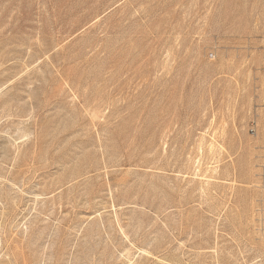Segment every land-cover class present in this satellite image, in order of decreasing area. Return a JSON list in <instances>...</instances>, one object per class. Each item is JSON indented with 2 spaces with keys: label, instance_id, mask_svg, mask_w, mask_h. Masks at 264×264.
Instances as JSON below:
<instances>
[{
  "label": "rangeland",
  "instance_id": "rangeland-1",
  "mask_svg": "<svg viewBox=\"0 0 264 264\" xmlns=\"http://www.w3.org/2000/svg\"><path fill=\"white\" fill-rule=\"evenodd\" d=\"M0 264H264V0H0Z\"/></svg>",
  "mask_w": 264,
  "mask_h": 264
}]
</instances>
